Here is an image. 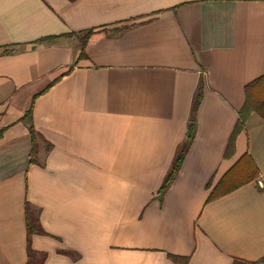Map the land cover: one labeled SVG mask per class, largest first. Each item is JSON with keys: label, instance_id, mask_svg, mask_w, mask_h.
Listing matches in <instances>:
<instances>
[{"label": "crops", "instance_id": "crops-1", "mask_svg": "<svg viewBox=\"0 0 264 264\" xmlns=\"http://www.w3.org/2000/svg\"><path fill=\"white\" fill-rule=\"evenodd\" d=\"M262 76L264 0H0V264H27V202L43 264H264V119L229 149Z\"/></svg>", "mask_w": 264, "mask_h": 264}, {"label": "trees", "instance_id": "trees-1", "mask_svg": "<svg viewBox=\"0 0 264 264\" xmlns=\"http://www.w3.org/2000/svg\"><path fill=\"white\" fill-rule=\"evenodd\" d=\"M128 25L117 28L116 32L126 30ZM97 29L88 30L82 32L83 36V49L82 56L84 55V47L87 40L95 34ZM203 99V86L200 84L197 93L195 94L192 112H191V123L189 125V135L183 145L179 148L172 167L167 174L158 195L163 197L165 193L169 190L170 186L173 184L175 178L179 174L187 153L192 145L194 139V128L196 115L199 111L201 102ZM253 113L258 114L261 118L264 119V76L256 80L255 82L247 85L246 87V101L243 110L240 112V120L237 123L233 134L230 139L229 149H232L238 135L244 130L245 123L249 116ZM27 118L31 117V111L26 115ZM33 138V148L31 152V164L34 163L36 156V136L32 132ZM257 177L256 169L253 166V163L248 158H243L242 162L233 168V170L228 174V176L222 180V183L215 188L212 194L209 197V201L215 200L223 195L234 191L238 187L242 186L245 183H248L254 180ZM26 224H27V264H43L47 255L42 253L39 254L32 248V238L34 235H47L40 225L39 212L33 210L30 204L26 203ZM261 260V262H263ZM234 264H257V263H247L241 260H235Z\"/></svg>", "mask_w": 264, "mask_h": 264}, {"label": "built area", "instance_id": "built-area-1", "mask_svg": "<svg viewBox=\"0 0 264 264\" xmlns=\"http://www.w3.org/2000/svg\"><path fill=\"white\" fill-rule=\"evenodd\" d=\"M259 185L263 187V184H262V182H259Z\"/></svg>", "mask_w": 264, "mask_h": 264}]
</instances>
